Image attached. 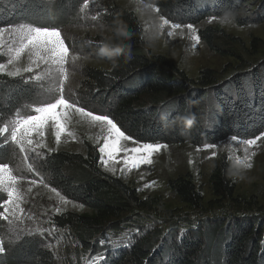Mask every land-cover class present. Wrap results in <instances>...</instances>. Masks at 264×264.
Returning a JSON list of instances; mask_svg holds the SVG:
<instances>
[{"label":"trees","instance_id":"obj_1","mask_svg":"<svg viewBox=\"0 0 264 264\" xmlns=\"http://www.w3.org/2000/svg\"><path fill=\"white\" fill-rule=\"evenodd\" d=\"M86 0H58L56 18L74 12ZM160 14L183 24H196L210 16H227L239 25L264 22V0L250 9L251 0H143ZM252 11V13H250ZM49 6L44 0H0V25L22 23L47 27ZM103 20L110 29L106 45L99 47L112 63L110 70H88L92 96L123 131L141 143L216 144L233 135L254 139L264 133V61L221 79L205 70L193 80L165 57L153 55L136 16L114 7ZM210 43L211 29L201 32ZM103 55L97 54L100 59ZM35 88L22 78L0 75V126L23 102H31ZM7 151H0L6 159ZM41 172L65 196L88 207L92 214L65 212L54 216L56 227H70L80 250L90 258L105 252L97 264H264V219L240 213L229 163L212 167L209 182L213 201L239 215H210L194 227L179 222L188 217L164 215L139 230L128 245L109 251L106 232L139 223L146 201L121 179L102 171L100 153L89 146L87 155L60 151L45 159ZM170 190L187 209L200 211L204 196L189 175L169 181ZM5 195L0 193V202ZM211 203V201H209ZM230 205V206H227ZM2 208H0V213ZM228 218L233 219L232 222ZM230 219V220H231ZM142 220V219H141ZM1 228V218H0ZM102 244V245H101ZM0 264H57L53 253L36 237H25L0 253Z\"/></svg>","mask_w":264,"mask_h":264},{"label":"rangeland","instance_id":"obj_2","mask_svg":"<svg viewBox=\"0 0 264 264\" xmlns=\"http://www.w3.org/2000/svg\"><path fill=\"white\" fill-rule=\"evenodd\" d=\"M44 1L49 6L47 18L55 20L47 22L50 24L47 27L61 32L69 49V58L65 65L66 71L55 66L48 68L42 65L33 72H23V69L31 64L27 51L15 64L8 65V71L19 68L22 72L21 76L11 78H22L25 83L31 84L36 90V96L31 102L21 103L14 109L13 115L0 126V128L4 126L9 128L8 134L0 135V151H7L6 159H1L0 163L8 164L11 175L18 178L15 187L23 198L20 203L22 212L10 207L5 213L8 218H1L0 241L3 242V251L0 253L7 255L9 249L23 238L36 237L42 242L44 249L53 253L57 264H97L108 254L102 252L90 258L89 253L80 250L75 232L70 227L60 228L52 223L54 216L65 212L90 215L92 211L65 196L60 189L53 186L47 173L41 172V169L46 158L60 151L84 156L87 155L89 146H96L99 151L106 143L107 126L94 122L84 113L69 107L63 110L64 117L61 122L64 124V130L60 133L59 140L54 126L49 124L42 138L34 135L33 144L25 143L22 150L11 141V130L17 118L34 114L33 110L36 107L53 103L62 95L71 104L93 111L95 114L108 115L116 123L108 113L110 108L108 106L104 108L92 96L88 82L89 69L108 71L112 66L99 47L106 45L105 38L111 34L103 17L114 7L124 8L136 16L141 25L143 38L153 55L165 57L193 80L199 79L205 70H212L220 80L225 79L233 72L263 62L264 22L239 25L227 16H210L199 23L191 24L195 29L193 33L186 27L188 23L183 24L160 14L156 6L143 0H86L74 12L67 13L62 18H56L58 15L54 13L58 0ZM260 1L251 0L248 13L250 9L254 11L257 4L259 7ZM85 3L88 5L86 8ZM165 19L169 24H164ZM173 24L182 27L172 28ZM29 27L44 26L27 23L0 25V28L4 29L0 34V63L7 64L9 59L15 57L16 51L26 41ZM207 29H211L213 35L210 43L201 34ZM194 36H199V40L194 39ZM97 54L103 56L98 59ZM37 76L40 78L36 79ZM29 77L32 79H28ZM125 135L131 137L126 133ZM260 136L261 139L254 145H244L228 138L216 143L217 147L214 149L189 143L161 144L166 147L153 154L152 163L137 168L125 165L124 153L115 159H108L105 154L102 162V154L99 151L100 166L102 171L124 181L135 190L140 199L147 202L141 213L142 218L133 226L140 228V225L145 223L152 225L159 222L157 217L160 215L171 219L173 215L179 213L182 217H188L186 220L188 222H179L184 228L194 227L197 221L205 216H238L235 210L225 207L224 210L227 211L224 214L221 211L223 210L221 206L224 205L213 201L209 177L212 167L223 159L229 163L232 170L234 198L239 204L240 213L246 217L252 215L262 220L264 219V136ZM133 141L137 140L131 137L123 143L131 148L136 146ZM213 152H215L214 156ZM181 175H189L204 196L202 210L187 209L170 190L169 181ZM7 184L6 179L4 188L0 189V193L5 195V200L8 198ZM230 219L228 218V221L232 222L237 218ZM133 226L125 225L117 231H107L103 246L111 251L109 245L113 244L111 249L114 251V245L126 236L129 237Z\"/></svg>","mask_w":264,"mask_h":264},{"label":"snow or ice","instance_id":"obj_3","mask_svg":"<svg viewBox=\"0 0 264 264\" xmlns=\"http://www.w3.org/2000/svg\"><path fill=\"white\" fill-rule=\"evenodd\" d=\"M84 7H88L87 3ZM158 11V9H157ZM164 24H169L167 19L164 20ZM172 28L182 27L179 24L171 25ZM188 29L195 33L193 25L186 26ZM3 28H0V34L3 33ZM194 39L199 40V36H194ZM27 51L31 64L29 67L23 69V72H33L41 66H47L51 68L53 66L65 70V65L68 63L69 49L65 44L61 32L55 28L49 27H29L27 30L26 41L16 51L15 57L9 59L7 64L0 63V74H5L9 77H19L22 72L19 68L13 71H8V65H13L19 58ZM34 58V59H33ZM39 79L40 77H35ZM66 78V77H65ZM28 79H32L29 77ZM74 107L76 111L84 113L90 117L92 121L98 122L107 126L108 136L106 143L99 149L101 155V161H104V155L106 154L108 159H115L119 157L121 153H124V163L131 168H137L141 165H148L152 163V156L155 152H158L165 145L159 143H140L133 141L135 147H127L123 142L128 141L131 137L125 135L120 127L111 119L108 115L95 114L93 111L85 110L84 108L77 107L71 104L62 95L53 103L44 104L36 107L33 111L34 114L23 117H18L15 126L11 130V141L17 144L22 150L25 143L28 145L33 144V136L39 135L43 137L45 128L51 124L55 128L57 140H59L60 133L64 130V124L61 122L64 117L65 109ZM9 133L8 126L0 128V135ZM264 136V133L261 134ZM261 136L255 137V139H238L236 135L230 137V140L237 143H243L244 145H254ZM37 146H39L37 142ZM217 145L207 144L206 149H214ZM35 150V149H33ZM215 152H213V156ZM7 179V196L8 198L0 202V208H4V212L0 213V218L7 219L6 212L9 208H15L19 211L20 203L22 202V196L18 193L15 185L17 177L11 175V170L8 164L0 163V189L4 188L5 180ZM35 183V182H33ZM59 211V209H57ZM0 251H3V242L0 241Z\"/></svg>","mask_w":264,"mask_h":264},{"label":"built area","instance_id":"obj_4","mask_svg":"<svg viewBox=\"0 0 264 264\" xmlns=\"http://www.w3.org/2000/svg\"><path fill=\"white\" fill-rule=\"evenodd\" d=\"M153 225V224H152ZM182 225V224H181ZM141 227L139 228L138 226H133L131 227V232L129 233V237H125L124 239H122L121 241L117 242L114 246L116 247H125L127 246L128 242H129V239L138 234L139 233V230H142V229H145L147 227H150L151 225L149 223H145V224H142L140 225ZM131 236V237H130ZM125 241H127L126 243H124ZM119 245V246H118Z\"/></svg>","mask_w":264,"mask_h":264}]
</instances>
